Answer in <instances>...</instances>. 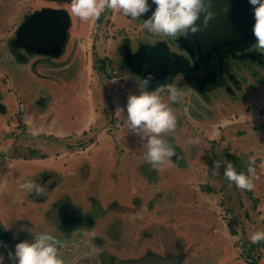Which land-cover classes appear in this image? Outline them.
<instances>
[{
	"label": "rangeland",
	"instance_id": "obj_1",
	"mask_svg": "<svg viewBox=\"0 0 264 264\" xmlns=\"http://www.w3.org/2000/svg\"><path fill=\"white\" fill-rule=\"evenodd\" d=\"M113 10L99 30L93 17L71 15L58 56L20 64L11 49L0 51V235H31L22 226L48 231L65 243L58 248L64 264H98L102 250L117 258L151 251L179 264H264V244L248 251L249 235L264 231V49L261 63L233 62L236 80L227 88L202 94L170 82L181 96L169 102L161 92L176 119L161 135L173 155L153 167L116 111L129 93L152 89L119 50L124 38L132 48L155 40L174 48L177 34L149 32L147 15ZM18 146L35 150L34 158H15ZM225 153L253 158L252 189L222 175ZM25 178L41 185L39 196L18 187ZM65 203L94 224L64 235Z\"/></svg>",
	"mask_w": 264,
	"mask_h": 264
},
{
	"label": "clouds",
	"instance_id": "obj_2",
	"mask_svg": "<svg viewBox=\"0 0 264 264\" xmlns=\"http://www.w3.org/2000/svg\"><path fill=\"white\" fill-rule=\"evenodd\" d=\"M210 2L211 0H69L70 6L66 11L70 16L75 15L82 20L99 16L105 8L137 18L152 4L155 7L148 18L143 20L145 28L155 34L174 36L177 33L196 32L198 25L195 21L201 13L204 14L203 22L206 23L211 15L207 8ZM248 3L253 6L252 35L255 37L256 49H264V0H248ZM144 82L147 83V79ZM161 92L166 93L169 102H176L181 96L174 84L165 83L152 90L141 89L138 93H129L124 105L116 108L124 116L125 128L137 135L142 142L146 162L153 167L163 164L166 158L173 155V149L161 134L172 130L176 119ZM37 132L38 129L31 130L32 135ZM220 164V161H214V168H218ZM222 164V175L237 189L253 188L252 180L256 173L252 157H249L246 171H236L230 161ZM18 187L34 192L37 196L42 193L41 185L31 179L25 178ZM22 230L29 231L31 238L18 240L7 252L11 264H64L58 254V245H62L55 235L48 231L33 233L24 226ZM248 238L255 244L264 240V231H253ZM0 264H5V253H0Z\"/></svg>",
	"mask_w": 264,
	"mask_h": 264
},
{
	"label": "flooded vegetation",
	"instance_id": "obj_3",
	"mask_svg": "<svg viewBox=\"0 0 264 264\" xmlns=\"http://www.w3.org/2000/svg\"><path fill=\"white\" fill-rule=\"evenodd\" d=\"M66 5L70 6L69 0H0V51L2 48L4 50L5 48L11 49V54H14V57L20 64H23L29 58L31 60L35 58L38 61L47 55H60L64 51V47L57 55L37 52L31 49L29 45L26 46L18 38L17 33L25 19L32 14L45 8L63 9L66 11L68 8ZM154 7V5L150 4L148 10L143 13L144 17L146 15L149 16ZM113 13V9L107 11V8H105L99 16L93 17V21H98L96 22L98 30L103 26L106 17L111 16ZM68 16L70 26L73 18L69 14ZM138 19H140V16ZM92 38L94 39V36ZM174 41V48H171L168 43L162 40L147 43L138 41L136 47L132 48L129 40L124 38L122 47L119 50L120 61L130 70V65L137 68L138 72L131 71L138 74L143 81L147 79L146 84L151 89L176 80L179 84H187L188 88L190 87L192 90H196L202 94L217 87L227 88L228 81L236 80V75L233 71L234 61L236 63L241 59H251L260 63L263 62L262 52L256 49L255 40L244 44L223 45L217 48L206 59L198 57L195 41L189 33H177ZM134 53L136 55L132 56ZM126 55L129 56V59H127ZM11 61L15 62V60ZM9 70L12 71L10 68ZM2 96V91L0 90V111H5ZM72 206V204L65 203L59 208L58 214L63 226L64 235L69 234L76 227L94 224L92 216L84 213L81 209H79L80 211H76L73 209L75 206ZM78 216L80 217L79 221L76 219ZM104 252L110 255L108 260H105L106 264H119L124 259L143 256L117 258L110 251L102 250L98 264H102Z\"/></svg>",
	"mask_w": 264,
	"mask_h": 264
},
{
	"label": "water",
	"instance_id": "obj_4",
	"mask_svg": "<svg viewBox=\"0 0 264 264\" xmlns=\"http://www.w3.org/2000/svg\"><path fill=\"white\" fill-rule=\"evenodd\" d=\"M207 8L211 12L207 22H203L204 14L201 13L195 21L198 25L197 31L189 33L195 41L200 59L208 58L223 45L244 44L255 40L252 35L253 6L248 0H211ZM68 27L69 16L65 10L45 8L26 18L17 35L31 49L57 55L65 45ZM135 55L136 53L132 54ZM126 57L129 59L128 55ZM130 67L132 71H139L132 65ZM73 209L80 211L77 207ZM76 219L79 221L80 217ZM109 256V253H103L102 264H106L105 260H108ZM119 264H179V262L177 258L149 251L138 258L124 259Z\"/></svg>",
	"mask_w": 264,
	"mask_h": 264
},
{
	"label": "trees",
	"instance_id": "obj_5",
	"mask_svg": "<svg viewBox=\"0 0 264 264\" xmlns=\"http://www.w3.org/2000/svg\"><path fill=\"white\" fill-rule=\"evenodd\" d=\"M99 68H100V70H105L106 63H102ZM22 149H25V148H22V146L17 147V151L15 152V158H25V159L34 158L33 153H36L35 150L28 148L31 151L25 153L24 150H22ZM224 156H225L224 157L225 161H230L236 171H238V172L239 171H246V168H247V165L249 162L248 158H244V157H241L240 155L232 154V153H225ZM37 157H39V158L44 157V154H37ZM253 167L256 170V165L253 164ZM263 244H264V240L258 241L255 244L252 243L250 245V248L248 251H251L255 248H258L260 245H263ZM249 255H250V253H249ZM252 264H254V263H252Z\"/></svg>",
	"mask_w": 264,
	"mask_h": 264
},
{
	"label": "built area",
	"instance_id": "obj_6",
	"mask_svg": "<svg viewBox=\"0 0 264 264\" xmlns=\"http://www.w3.org/2000/svg\"><path fill=\"white\" fill-rule=\"evenodd\" d=\"M31 237H8V236H3V235H0V247L5 250V251H10L12 248H13V245L20 239H30ZM59 244L62 245L59 246L58 245V248H64V242H60L59 241Z\"/></svg>",
	"mask_w": 264,
	"mask_h": 264
},
{
	"label": "crops",
	"instance_id": "obj_7",
	"mask_svg": "<svg viewBox=\"0 0 264 264\" xmlns=\"http://www.w3.org/2000/svg\"><path fill=\"white\" fill-rule=\"evenodd\" d=\"M8 230V231H7ZM5 229V231H3V235L4 236H8V237H10V238H12V237H31V235H28V234H21V233H19V234H15L14 232H12L11 230H9V229ZM10 232H12V233H10ZM58 241H60V242H63L61 239H58ZM0 253H5V257H7V251H5V250H3L1 247H0Z\"/></svg>",
	"mask_w": 264,
	"mask_h": 264
}]
</instances>
